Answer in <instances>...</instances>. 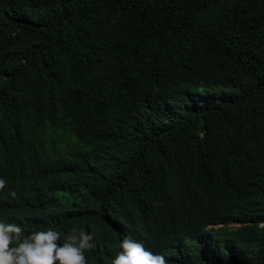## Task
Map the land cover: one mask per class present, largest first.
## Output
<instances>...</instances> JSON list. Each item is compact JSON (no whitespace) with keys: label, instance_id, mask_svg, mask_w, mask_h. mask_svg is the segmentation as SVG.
I'll use <instances>...</instances> for the list:
<instances>
[{"label":"trees","instance_id":"trees-1","mask_svg":"<svg viewBox=\"0 0 264 264\" xmlns=\"http://www.w3.org/2000/svg\"><path fill=\"white\" fill-rule=\"evenodd\" d=\"M0 178L87 264H264V0H0Z\"/></svg>","mask_w":264,"mask_h":264},{"label":"clouds","instance_id":"clouds-1","mask_svg":"<svg viewBox=\"0 0 264 264\" xmlns=\"http://www.w3.org/2000/svg\"><path fill=\"white\" fill-rule=\"evenodd\" d=\"M6 181L0 178V191ZM12 197L16 196L11 192ZM52 228L24 235L17 224L0 222V264H87L85 252L96 247L93 233L72 228L64 235ZM111 264H169L163 255L146 249L128 236Z\"/></svg>","mask_w":264,"mask_h":264}]
</instances>
